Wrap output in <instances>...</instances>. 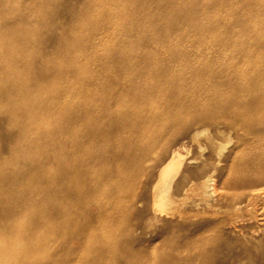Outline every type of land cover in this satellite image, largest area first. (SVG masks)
<instances>
[{
    "label": "bare ground",
    "instance_id": "bare-ground-1",
    "mask_svg": "<svg viewBox=\"0 0 264 264\" xmlns=\"http://www.w3.org/2000/svg\"><path fill=\"white\" fill-rule=\"evenodd\" d=\"M57 1L0 0V112L9 110L7 121L20 122L18 128L12 125L16 130L13 143L5 154L0 153V238L1 235L13 238L12 242L4 244L5 250L14 254L10 264H49L37 259L40 252H48L57 261L62 260L60 264H72L77 252L74 242L77 241L81 248L89 236V232L84 230L88 225L86 220L80 223L79 229L76 226L80 218L76 209L84 205L83 201L90 193L106 197L104 211H117L115 200L120 197H124L125 202L118 214L125 215L136 209L140 202L138 195L125 190L134 178L125 176L122 169L105 167L106 163H113L116 159L114 152L109 156L108 153L112 151L119 133L140 132L142 137L137 139L138 146L143 148L144 156L154 160L158 150L169 144L181 130L193 123L222 118L221 113L214 109L223 100L233 95L239 98L250 96L257 104L258 100L264 99V0H214L216 4L229 3L232 8V49L228 54L170 51L162 56H153V49H146L142 54L133 55L124 50L127 45L119 43L109 55L112 62L103 64V96L100 100L103 133L96 134V138L103 140V175L98 176L93 171L94 165L74 154L84 147L86 141L76 145L73 137L77 134H70L75 133V122L85 119L83 117L94 110L93 105L83 104L74 111L61 110L56 106L57 93L72 96L74 92L52 87L50 94H46L36 87L41 85L47 89L46 79L55 74H60L64 80L81 76L75 70L74 62L69 66L63 63L52 65L41 55L44 49L37 43L44 34L43 30L50 25L51 10ZM185 1L98 0V5L124 2L133 14L156 7V12L148 11L140 21L129 20L124 15L125 9L114 14L115 20L125 24L120 34L130 36L140 25L157 21L168 23L175 34L176 24L182 21L194 23L197 19L181 13L187 6ZM74 17L76 20L81 18L78 13ZM171 34L161 33L160 41L163 44L171 42ZM96 39L85 41V45L94 44ZM80 41L77 38L71 44L58 45L51 52L71 53L78 57L86 50ZM129 44L139 45V42L134 40ZM102 52L97 55L102 57ZM37 58L36 65L46 67L49 75L34 73ZM8 67L12 69L11 74L5 71ZM94 78L87 80L88 85L95 83ZM45 101V106L37 107ZM55 112L60 113L61 119H55L51 125L43 121L47 116L54 117ZM225 124L247 131L250 123L237 125L229 121ZM82 125L89 126L86 121ZM198 133L199 130H193L192 139ZM246 133L249 134L248 131ZM254 146L251 154L244 149L233 152L222 176L206 178L200 188L206 196L214 193L213 197L230 191L238 212L251 211L255 220L262 221L259 202L264 196V135L258 137ZM130 155L127 146L124 158L130 161ZM94 157L92 160L98 158ZM182 161L181 154L173 151L159 168L151 202L155 212L161 213L160 208L167 200L166 187L178 174ZM72 163H78L77 168L71 170L67 167ZM53 165L60 169L64 167L66 171L62 169L49 174L47 168ZM85 177L92 182V186L86 189ZM109 178L115 179L113 188L105 185ZM33 187L39 189L37 194H33ZM94 202L100 207L97 201ZM98 210L102 212L101 208ZM17 219L24 223L15 224ZM122 228L120 236L115 239L121 246L130 229L128 221H124ZM89 238L93 240V237ZM66 241H69V247L60 248L59 245ZM201 241L203 246L199 256L202 264H208L209 254L205 248L213 243H208L205 237ZM96 244L99 248L103 246L100 242ZM91 248L94 252L89 256V262L103 264V255L97 252V248ZM136 258L122 246L121 253L112 255L108 264H143Z\"/></svg>",
    "mask_w": 264,
    "mask_h": 264
},
{
    "label": "rangeland",
    "instance_id": "rangeland-1",
    "mask_svg": "<svg viewBox=\"0 0 264 264\" xmlns=\"http://www.w3.org/2000/svg\"><path fill=\"white\" fill-rule=\"evenodd\" d=\"M185 3L187 6L181 10V13L197 17L194 23L182 21L176 24L177 32L173 34L168 23L157 21L155 24L140 25L130 36L120 34L125 24L115 20L114 14L125 9L124 15L129 20L140 21L139 19L148 11L156 12V7H149L138 14H133L124 2L101 6L98 5V0H58L52 7L50 25L43 30L44 34L37 40L44 49L41 55L49 59L52 65L63 63L69 66L74 62L75 70L79 71L81 76L64 80L60 74H55L46 79L49 84L47 89L41 85L36 87L42 92L46 91V94H50L52 87L74 92L72 96L57 93L56 106L61 110L74 111L79 110L83 104L93 105L94 110L83 117L85 119L75 122V133L68 131V134H77L73 137L76 145L86 141L84 147L74 154L94 165L93 171L96 175H103V140L96 138V134L99 136L103 133V106L100 101L103 96V64L109 65L112 62L109 55L120 45L119 43L127 45L124 50L133 55L142 54L146 49H153L151 50L153 56H162L170 51L191 54L196 52L228 54L231 51L230 40L233 29L231 5L216 4L214 0H186ZM77 13L81 16L80 20L74 17ZM166 32L172 33L169 37L171 42L163 44L160 41V34ZM180 36L185 38L179 40ZM77 38L81 39L80 43L86 47L80 56L51 52L56 46L71 44L77 41ZM94 38H97L94 44L85 45V41ZM99 38H103L102 41L98 42ZM134 40L138 41L139 45L129 44ZM101 52L102 57L97 55ZM94 54L97 56H93ZM38 61L39 58L34 62V73L49 75L46 67L36 65ZM5 69L6 73H12L11 68ZM99 74H101L100 79ZM92 77H96L95 83L88 85L87 80ZM46 103L47 101L37 107L41 108ZM214 110L221 113L222 118L193 123L181 130L169 144L158 150L154 160L147 155L144 156L143 148L138 146L137 139L142 137L140 132L118 134L112 151L108 153L109 156L114 152L116 159L113 163H106L105 167L122 169L125 171V176L134 178V182L125 186V190L136 193L140 202L135 210L125 215L118 214L125 202L124 197L115 200L117 211H104L103 202L106 197L99 196L96 192L90 193L84 199V205L76 209L80 217L76 226L79 229L80 223L86 220L88 225L84 230L89 232L93 240L92 238L89 240L88 236L81 248L77 245V241L74 242V249L77 252L72 264H92L89 262V256L94 252L91 247L95 250L97 248V252L103 255V264H108L112 255L121 253L122 246L129 255L139 258L143 264H202L199 251L203 246L201 241L203 237L208 243H213L212 246L205 248L209 254L208 264H264V207L261 205L264 206V196L259 202L261 218H263L260 221L254 219L251 211L238 212L239 210L235 209L236 201L230 191L223 192L222 196L215 194L213 197L214 193L206 196L200 188L206 178L222 176L233 152L244 149V152L251 154L254 151L258 137L264 135V99L254 104L250 96L239 98L233 95L223 100ZM5 112H0V153L2 154H5L13 143L16 130L12 125L18 128L20 124L17 120V122L7 121L9 110ZM61 117L60 113L55 112L54 117L47 116L43 121L51 125L55 119L59 120ZM85 121L91 128L82 125ZM229 121L237 125L250 123L247 130L249 134L242 127H230L225 124ZM195 129L199 130V133L192 139V131ZM127 146L131 153L130 161L124 158ZM173 151H178L183 157L182 166L166 187L167 200L160 208L161 213H158L151 207L153 187L157 181L159 168ZM94 156L98 158L92 160ZM77 166L78 163H72L67 167L72 170ZM62 169L65 168L60 169L57 165L47 168L49 174L57 173ZM83 181L84 189L92 186L88 177ZM114 182L115 179L109 178L105 181V185L113 188ZM38 190L37 187H33V194H37ZM94 201H97L100 207ZM98 208H101L102 212H98ZM124 221H128L130 229L123 237L121 246V243L116 242L115 239L120 236ZM23 223L22 219L15 221L18 225ZM70 229L66 231L71 232ZM12 240V237L1 235L0 264H10L12 261L14 254L6 251L4 245ZM93 241L96 247L93 246ZM97 242L103 246L99 248ZM59 247L68 248L69 241L61 243ZM37 259L49 264L62 262V260L57 261L48 252H40Z\"/></svg>",
    "mask_w": 264,
    "mask_h": 264
}]
</instances>
